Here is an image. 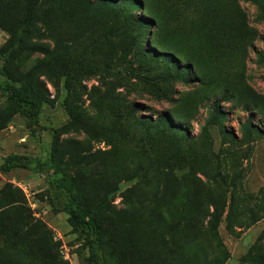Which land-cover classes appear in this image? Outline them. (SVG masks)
Returning <instances> with one entry per match:
<instances>
[{"label": "rangeland", "instance_id": "obj_1", "mask_svg": "<svg viewBox=\"0 0 264 264\" xmlns=\"http://www.w3.org/2000/svg\"><path fill=\"white\" fill-rule=\"evenodd\" d=\"M122 1L39 0L20 27L25 0H0V79L46 100L36 124L3 114L0 164L53 156L101 211L109 264H264V0H136L131 21ZM140 46L172 51L188 81ZM62 61L97 73L65 81ZM214 108L219 126L207 123ZM159 118L184 135L155 129ZM46 189L27 171L0 174V226L18 212L12 232L31 238L35 256L83 264Z\"/></svg>", "mask_w": 264, "mask_h": 264}, {"label": "trees", "instance_id": "obj_2", "mask_svg": "<svg viewBox=\"0 0 264 264\" xmlns=\"http://www.w3.org/2000/svg\"><path fill=\"white\" fill-rule=\"evenodd\" d=\"M38 3L39 0H25V9L21 21L17 25L20 27L29 25ZM122 4V8H125L127 14L126 18L130 21L132 10L141 9L140 4L136 0H123ZM4 10L5 8L0 9V17ZM130 24L134 26V24ZM147 25L146 21L137 23V27L141 30L139 31V36L140 32L143 33V30L147 28ZM12 36L15 37L13 33ZM152 44L154 45L153 42ZM140 47L141 48H138V55L146 58V60L157 63L166 73L170 71L172 80L178 82L188 81V79L184 80V77H189L188 66L179 70L177 65H175L170 58V52L172 51L163 49L157 50L161 54L164 53L160 56L155 54L154 51L142 48V46ZM119 62L120 64L124 63L125 56H122ZM58 68L60 75L65 81L73 80L80 75H96L97 73L95 71H82L78 68L71 71L67 67L65 61L58 63ZM122 69L125 74H129L138 79L135 75L136 70L132 67L128 66ZM0 96L4 100L6 106L5 111L0 113V121L3 114L7 115L9 111H13L19 113L26 121L36 124L43 104L46 101L44 95L39 90H36L24 82H17V80L8 74L0 79ZM223 119L224 116L217 112V108H214L207 123L208 125L219 126ZM140 126H146V123H142ZM154 128L166 130L176 136L184 135V132L180 128L169 123L166 118H159ZM15 170L27 171L43 177L47 189L42 199L46 202L54 215L63 214L67 217L71 234L76 237L79 243L80 252H85V256L82 259L83 264L110 263L107 244L104 238L102 218L100 216L101 211L92 209L91 206H89L85 199L86 197L77 189V186L63 174L62 169L53 156L41 161L37 158L16 154L6 157L0 164V174L2 175ZM16 213L19 215L18 212ZM17 214L11 220L14 223L13 226H0V239L3 241L0 247V264H30L31 262L27 260L28 257L32 258V262L43 261V264H50L49 260L52 261V258L49 257V260L44 262L42 257L34 255L32 252V241L27 234L16 235L12 232V230H16L14 226L18 223L19 216Z\"/></svg>", "mask_w": 264, "mask_h": 264}]
</instances>
